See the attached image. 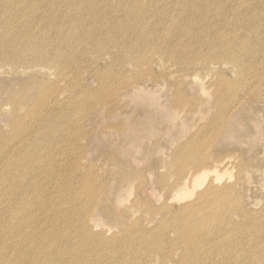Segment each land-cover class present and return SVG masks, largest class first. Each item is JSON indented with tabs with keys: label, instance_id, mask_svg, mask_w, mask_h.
Here are the masks:
<instances>
[{
	"label": "rangeland",
	"instance_id": "1",
	"mask_svg": "<svg viewBox=\"0 0 264 264\" xmlns=\"http://www.w3.org/2000/svg\"><path fill=\"white\" fill-rule=\"evenodd\" d=\"M4 4L0 28H6L3 22L9 15L17 20L14 27L22 29L24 42L48 41L43 49L63 52L56 64L33 65L29 53L0 55V141L9 143L3 147L9 152L6 166L23 148L15 139H26V125H37L38 118L54 122L48 128L30 126L35 141L30 151L63 158L53 157L74 181L69 206L77 207L81 216L94 207L90 215L99 220L98 231H108L107 238L119 236L125 227L135 228L132 233L139 237L144 225L147 237L159 240L161 223L167 222L175 262L152 254L154 264H179L193 257L177 236L175 217L159 208L176 209L171 195L180 172L203 156L231 159L234 178L232 167L218 172L219 181L239 187L233 195L240 208L262 214L264 90L255 86L250 96L247 93L256 83L250 75L264 65V0H0V6ZM73 5L90 21L78 27ZM55 13L66 24L63 32L49 26L57 23L50 16ZM35 24L43 30L32 34ZM216 27L231 56L241 62L251 58L245 73L217 60ZM241 44L252 53L244 55ZM170 47L184 52L174 58ZM192 56L213 60L202 66L199 57L194 66H187ZM222 92L233 105L239 101L225 130L220 126L223 117L216 116ZM61 113L63 121L58 122ZM197 142L199 148L186 149ZM241 158L252 160L246 163L243 183L236 169ZM242 187L245 192H240ZM105 209L112 218L103 214ZM137 249L140 255L146 246ZM202 249L195 248L198 263L205 259Z\"/></svg>",
	"mask_w": 264,
	"mask_h": 264
},
{
	"label": "bare ground",
	"instance_id": "2",
	"mask_svg": "<svg viewBox=\"0 0 264 264\" xmlns=\"http://www.w3.org/2000/svg\"><path fill=\"white\" fill-rule=\"evenodd\" d=\"M0 8L6 9L7 6L4 4ZM72 8L78 15L73 16L78 20V27L80 23L90 21L88 15L79 12L78 6L73 5ZM72 8L68 7V11L73 12ZM213 10L218 13L220 7L215 5ZM20 11L22 15L27 12L24 9ZM50 16L57 23L49 26L63 32L66 24L59 20L56 13ZM4 20L6 28H0V55L8 52L18 57L19 53H29L28 60L33 65L56 64L63 56L62 51L54 53L50 48L43 49L48 41L24 42L22 29L14 27L17 20H12L9 15ZM42 30L40 25L35 24L32 27V34ZM215 33L220 39L213 47L220 51L217 60L229 61L241 73H245L246 65L251 62V58L241 62L240 57L231 56L225 49L228 42H223L219 27L215 28ZM240 48L244 55L252 53L251 47L248 48L244 44H241ZM169 50L174 58L184 52L178 47H170ZM232 51L234 48L230 52ZM199 57L202 66L213 60L204 56H192L186 61V65L194 66ZM254 73L250 76L256 78V83L248 87L247 96L251 95V90L255 86L259 90H264V65H259ZM195 103L194 99L189 100L191 106ZM216 103L218 106L216 112H220L216 116L223 117L224 121L220 126L225 130L239 101L233 105L222 92L218 94ZM252 114L255 112H251ZM62 115L63 113L57 118L58 122L63 121ZM38 120L41 121L38 124H43L47 128L54 123L46 118ZM37 125H26L25 128L30 131L26 139H15V144L22 143L23 148L13 156L10 155L12 158L9 166H6L9 152L5 154L3 150L9 143L0 141V264H154L157 259L152 254H160L170 263H174V242L166 235L167 222L161 223L162 235L159 240H153L154 237L148 238L144 225L141 227L139 237L132 233L135 228L125 227L119 236L107 238L108 231H98L100 222L92 219L90 215L94 207L81 216L77 207L69 206L67 199L74 197V181L67 178L62 162L53 157L60 160L63 158L60 155L46 153L34 155L30 151V147L35 145L30 126ZM197 147L199 148V142L191 144L186 149ZM201 155L198 153V156ZM245 160L241 158V163L236 168L237 179L239 177L242 183L244 174H247L246 163L252 161ZM42 162L45 163L44 166ZM232 167L233 161L227 156L224 159L218 155L203 156L197 165L180 172L175 187L177 189H174V195H171L176 209L173 210L175 207L166 205L159 208L163 215L170 214L175 217L178 226L177 236L186 250L189 249L188 253L193 255L187 262L181 259L179 264H264V248L260 246L264 243V208L261 215H255L239 207V201L233 195L239 187L233 188L234 185L222 184L218 178L219 171L226 172ZM13 168H19L23 173L18 174ZM76 172L77 169H74L73 173ZM234 173L235 167L231 178H234ZM211 177L216 180L211 181ZM87 184L91 188L88 181ZM202 187L205 189L201 190ZM240 192H245V187H242ZM194 195L197 196V200L191 202L195 198ZM121 199L115 200L119 202ZM103 214L109 218L113 216L106 209ZM235 219L240 221L236 222ZM154 222L150 221V224ZM125 234L128 237L124 236ZM126 240L129 243H126ZM122 242L126 247L122 246ZM140 244L145 245L146 249L139 255L137 246ZM199 245L203 247L201 254L205 259L198 263L196 256L199 253L195 248Z\"/></svg>",
	"mask_w": 264,
	"mask_h": 264
}]
</instances>
